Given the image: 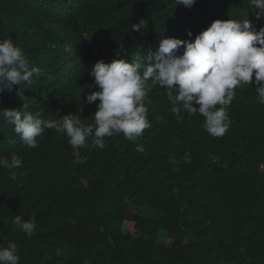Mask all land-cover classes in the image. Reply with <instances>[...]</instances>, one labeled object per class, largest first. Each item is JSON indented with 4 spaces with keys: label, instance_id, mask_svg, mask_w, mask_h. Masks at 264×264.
Returning a JSON list of instances; mask_svg holds the SVG:
<instances>
[{
    "label": "trees",
    "instance_id": "1",
    "mask_svg": "<svg viewBox=\"0 0 264 264\" xmlns=\"http://www.w3.org/2000/svg\"><path fill=\"white\" fill-rule=\"evenodd\" d=\"M249 3L0 0V40L11 38L41 69L31 84L0 94V110L27 104L45 120L77 114L94 126L99 101L88 104L86 95L96 62L131 63L166 38L194 42L215 20L248 19L259 31L264 17ZM140 19L145 28L133 31ZM149 85L151 127L134 142L104 137L103 149L92 137L73 149L53 129L30 149L0 118V157L23 161L0 167V245L14 242L20 264H264V104L256 85L235 89L223 137L204 130L202 115L182 110L178 120L166 89ZM17 215L35 218L31 237L13 224Z\"/></svg>",
    "mask_w": 264,
    "mask_h": 264
},
{
    "label": "clouds",
    "instance_id": "2",
    "mask_svg": "<svg viewBox=\"0 0 264 264\" xmlns=\"http://www.w3.org/2000/svg\"><path fill=\"white\" fill-rule=\"evenodd\" d=\"M176 3L190 9L196 0H176ZM249 5L257 10V20L264 17V0H250ZM146 23L140 19L131 28L141 31ZM181 47L184 51L179 54ZM34 75L40 76L41 69L30 66L24 51L11 38L0 40V94L6 90L11 93L15 86L31 84ZM89 75L94 78V85L89 86L86 102L99 101L94 126L77 114L45 120L39 112L28 111L27 104L18 109L0 110V118L13 126L23 146L30 149L38 147V138L46 129L66 135L73 149L86 147L90 137L103 149L104 137L121 133L126 140L134 142L151 127L145 106L151 81V85L166 89L171 111L178 120L182 119V110L190 115H202L204 130L210 136L223 137L231 126L228 107L236 96L235 89L254 83L258 100L264 104V27L257 31L248 19L215 20L194 42L162 39L155 53L138 54L131 63L124 59L111 63L100 60ZM92 87L98 90L93 91ZM0 167L21 168L23 161L13 153L10 161L0 157ZM13 224L28 237L36 230L34 217L24 221L17 215ZM17 252L14 242H8L7 247L0 245V264H20Z\"/></svg>",
    "mask_w": 264,
    "mask_h": 264
},
{
    "label": "rangeland",
    "instance_id": "3",
    "mask_svg": "<svg viewBox=\"0 0 264 264\" xmlns=\"http://www.w3.org/2000/svg\"><path fill=\"white\" fill-rule=\"evenodd\" d=\"M161 241L165 242L167 245H170V240L166 239L165 237L161 236L160 238Z\"/></svg>",
    "mask_w": 264,
    "mask_h": 264
}]
</instances>
